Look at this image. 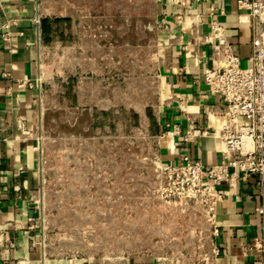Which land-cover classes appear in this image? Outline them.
Segmentation results:
<instances>
[{
  "label": "rangeland",
  "instance_id": "obj_1",
  "mask_svg": "<svg viewBox=\"0 0 264 264\" xmlns=\"http://www.w3.org/2000/svg\"><path fill=\"white\" fill-rule=\"evenodd\" d=\"M39 8L47 27L36 99L40 183L32 200L41 246L51 255L110 262L209 264L204 207L160 167L143 111L156 62L149 22L140 20L149 0H126L120 12L111 4L109 19L94 14L93 23L70 0H39ZM92 28L97 33L87 37Z\"/></svg>",
  "mask_w": 264,
  "mask_h": 264
},
{
  "label": "crops",
  "instance_id": "obj_2",
  "mask_svg": "<svg viewBox=\"0 0 264 264\" xmlns=\"http://www.w3.org/2000/svg\"><path fill=\"white\" fill-rule=\"evenodd\" d=\"M149 3V13L140 20L149 22L156 62L153 96L143 111L156 139L158 158L162 164L179 162L184 156L205 166L217 164L221 144L213 133L223 117L224 103L202 78L211 63L209 6L241 66L248 64L251 52L248 18L237 8V0ZM70 4L84 6L81 19L93 23L92 15L101 22L108 20L111 4L120 12L126 0H70ZM44 20L39 0H0V264H175L157 257L110 262L93 256L51 255L41 246L39 209L32 195L40 183L35 139ZM96 33L92 28L86 36ZM87 46L93 51V40ZM218 189L222 198L210 228L209 264H262L261 253L253 246L260 234L255 177L221 182Z\"/></svg>",
  "mask_w": 264,
  "mask_h": 264
},
{
  "label": "built area",
  "instance_id": "obj_3",
  "mask_svg": "<svg viewBox=\"0 0 264 264\" xmlns=\"http://www.w3.org/2000/svg\"><path fill=\"white\" fill-rule=\"evenodd\" d=\"M171 1L179 5L190 3V0ZM237 8L246 14L249 23L248 64L241 66L210 5L211 63L202 72L205 84L224 103L223 117L213 133L221 144V161L205 166L184 156L179 162L159 165L182 193L204 207L210 228L214 226V208L222 198L218 185L255 177L260 199L256 208L260 234L253 246L261 253L264 264V0H237ZM35 140L38 152L37 137ZM231 154L236 157H230Z\"/></svg>",
  "mask_w": 264,
  "mask_h": 264
},
{
  "label": "trees",
  "instance_id": "obj_4",
  "mask_svg": "<svg viewBox=\"0 0 264 264\" xmlns=\"http://www.w3.org/2000/svg\"><path fill=\"white\" fill-rule=\"evenodd\" d=\"M46 27H47V21L44 20L43 23H42V29H43V32H44V30L46 29Z\"/></svg>",
  "mask_w": 264,
  "mask_h": 264
}]
</instances>
